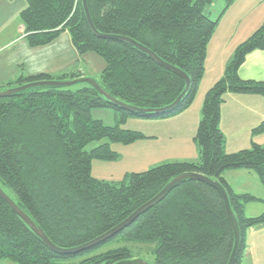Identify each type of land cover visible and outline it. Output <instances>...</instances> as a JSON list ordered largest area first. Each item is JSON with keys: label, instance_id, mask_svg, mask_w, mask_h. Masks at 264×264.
Masks as SVG:
<instances>
[{"label": "trees", "instance_id": "16d2710c", "mask_svg": "<svg viewBox=\"0 0 264 264\" xmlns=\"http://www.w3.org/2000/svg\"><path fill=\"white\" fill-rule=\"evenodd\" d=\"M20 11L23 31L32 47L53 41L67 31L77 53L95 52L105 66L98 84L127 104L158 109L173 103L184 80L157 64L146 53L120 40L95 35L89 28L82 0H25ZM213 0H86L93 25L107 35L130 37L162 60L180 68L190 86L172 108L139 113L108 102L89 84L37 86L0 97V187L41 228L57 247L70 249L109 231L155 196L173 177L195 172L218 180L225 188L237 219L241 241L234 260L240 264L246 231L264 224V211L244 214L245 205L262 202L250 193H236L222 174L230 169L254 171L264 187V146L225 151L219 127L220 105L226 93L264 95V80L242 79L239 66L248 53L264 50V21L234 50L223 76L205 93L193 140L199 159L162 163L126 174L113 183L91 175L92 159L117 156L108 142L87 150L95 140L129 144L145 136L139 131L105 125L91 117V109L106 107L128 116L167 117L186 109L203 76L206 48L217 20L205 6ZM226 8L233 0H225ZM85 76L77 69L58 75L20 74L0 84L6 89L27 82ZM254 133L264 131V122ZM157 242L151 264H227L234 234L224 202L213 186L187 179L138 215L116 234L84 249L60 253L47 247L0 198V260L16 264H114L139 258L118 241Z\"/></svg>", "mask_w": 264, "mask_h": 264}, {"label": "rangeland", "instance_id": "374dc122", "mask_svg": "<svg viewBox=\"0 0 264 264\" xmlns=\"http://www.w3.org/2000/svg\"><path fill=\"white\" fill-rule=\"evenodd\" d=\"M11 4L14 6L11 5L9 11H5L6 7L0 6V73L8 71L10 76L13 75L9 79H16L20 74L30 76L25 72L37 64H48L49 67L60 69L68 65L64 70L44 73L58 75L63 71L77 69L86 77L100 80V74L105 66L103 58L95 52L81 55L77 53L67 31L61 32L50 43L30 46L22 29L20 11L23 8L17 0H13ZM225 6V0H213L205 6V12L210 19L217 20V24L207 44L203 76L193 101L186 109L162 118L128 116L123 122L119 121V113L114 109L106 107L91 109L90 114L93 119H99L105 125L118 124L123 129L139 131L145 136L129 144L111 143L106 138L90 142L86 146L87 150L108 142L111 149L117 153L114 159L91 160V175L94 178L117 183L123 181L126 174L131 172H141L162 163L196 162L199 159L198 146L193 137L200 121V118L195 119L196 114H201L204 95L223 76L225 67L231 60L227 58L233 53L232 51L264 21V0H233L227 8ZM221 68L223 70L220 78L213 81ZM81 85L78 83L68 87L74 90ZM226 124L228 126L222 120L221 127L227 153L250 147L252 141L264 146V131L254 133L255 128L246 131L244 127H233L232 122L230 125ZM240 170H226L222 176L226 177L235 189L241 191L246 187V190L251 191V195L262 199V202H253L244 210L245 216H256L264 211V191L261 192L263 194L259 193V187L261 190H264V187L254 171ZM156 243V241L140 243L119 239L109 246H126L133 251L135 257L151 261L153 259L151 249Z\"/></svg>", "mask_w": 264, "mask_h": 264}, {"label": "water", "instance_id": "95a60500", "mask_svg": "<svg viewBox=\"0 0 264 264\" xmlns=\"http://www.w3.org/2000/svg\"><path fill=\"white\" fill-rule=\"evenodd\" d=\"M82 6H83L86 22H87L89 28L91 29V31L95 35H97L99 37H103V38H112V39L124 41V42L136 47L137 49L141 50L142 52L146 53L157 64H159V65L173 71L177 75H179L184 80L185 87H184L183 91L180 93V95L176 98V100L173 103H171L170 105L162 107V108H158V109L139 108V107L127 104L123 101H120V100L114 98L113 96L108 94L103 88H101V86L98 84V82L96 80L89 78V77H86V76H82V77H78V78H74V79H69V80L49 79V80L27 82V83H24L22 85H17V86L6 88V89H0V97H7V96H10L12 94L21 92L25 89L37 87V86H59V87H62V86H71V85L78 84V83H87L90 86H92L98 92V94L103 96L108 102L115 103L118 106H120L124 109H128L132 112L159 113L162 111L172 109L182 99V97L185 95V93L189 89V86H190L189 76L180 68L162 60L159 56H157L148 47L142 45L141 43L137 42L136 40H134L130 37L120 36V35H107V34H102V33L98 32V30L95 28V26L92 23V20H91V17H90L88 8H87L86 0H82ZM187 179H199L201 181H204V182L208 183L209 185L213 186L215 189H217V191L221 195L223 202H224L227 217H228V220L230 222V225H231V228H232L233 234H234V244H233L232 252H231V255L229 257L227 264H234V260H235V257H236V254H237V251L239 248V244L241 241V236H240V230H239V226L237 223V219H236V217L232 211V208H231V205L229 202L228 194H227L225 188L222 186V184L218 180L212 179L208 176H205V175H202L199 173L186 172V173H182L180 175L173 177L155 196H153L147 202H145L144 204L139 206L135 211H133L121 223H119L118 225H116L115 227L110 229L109 231L105 232L101 236L97 237L96 239H94V240H92L86 244L80 245L78 247L70 248V249L60 248V247H57L54 243H52L50 241V239L46 236V234L41 230V228H39L33 222V220L23 210H21V208L1 189V187H0V198L11 208V210L16 215H18L31 228V230L42 240V242L47 247H49L50 249H52L53 251H56V252L70 253V252H74V251L84 249L85 247H88V246H90L96 242H99V241H101V240H103L109 236L116 234L117 232L122 230L126 225H128L131 221H133L138 215H140L145 210H147L149 207L153 206L154 204H156L157 202L162 200L165 197V195L172 188H174L175 186H177L178 184H180L181 182H183ZM114 264H151V263H149L148 261H146L143 258H132V259L118 261Z\"/></svg>", "mask_w": 264, "mask_h": 264}, {"label": "crops", "instance_id": "0c3cea01", "mask_svg": "<svg viewBox=\"0 0 264 264\" xmlns=\"http://www.w3.org/2000/svg\"><path fill=\"white\" fill-rule=\"evenodd\" d=\"M17 1L19 2V4H21V8L25 7L26 1L24 0L23 2L22 0H17ZM11 3H13V0H0V6L6 7L5 11H9L11 5L14 6V4ZM234 50L232 52H234ZM232 54H230L227 59H230ZM66 66L68 65H64L60 69L58 67H53V68L49 67L48 64L46 65L37 64L36 66L31 67L29 70L27 69V72L25 73L27 75H33V74L35 75L44 72L55 73L57 71L66 69L64 68ZM222 70L223 68H221L219 74H217V76H215L214 79H212L213 81L220 78L221 76L220 74ZM238 75L242 79H252L257 81L264 80V50H254L248 53L245 57L244 62L239 66ZM12 76H10V72L8 71L4 73H0V84L7 82L8 80H12L13 78L9 79ZM200 115L201 114H196L195 119L199 120ZM222 120L224 121V124L226 126H228L226 123L230 125V123L232 122L233 127L235 128L244 127L246 131H248V129L250 128H256L258 125L264 122V95L226 93L224 95V101L220 105L219 127L223 133L221 127ZM235 171H241V170L235 169ZM224 179L229 184L228 179L226 177H224ZM253 182L256 184L254 180ZM229 186L236 193H251L250 190H246V187H244V189H241L240 191L235 189L230 184ZM259 189H260L259 193L263 194L261 192H263L264 190H261L260 187ZM250 205H252V203L246 204L245 210ZM0 264H15V263L8 259H3L0 260ZM240 264H264V224L253 226L246 231L243 256Z\"/></svg>", "mask_w": 264, "mask_h": 264}]
</instances>
